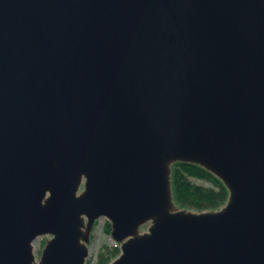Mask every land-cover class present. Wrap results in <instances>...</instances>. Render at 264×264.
<instances>
[{"label":"water","instance_id":"95a60500","mask_svg":"<svg viewBox=\"0 0 264 264\" xmlns=\"http://www.w3.org/2000/svg\"><path fill=\"white\" fill-rule=\"evenodd\" d=\"M101 219L109 264H264V0H0V264H86Z\"/></svg>","mask_w":264,"mask_h":264},{"label":"trees","instance_id":"16d2710c","mask_svg":"<svg viewBox=\"0 0 264 264\" xmlns=\"http://www.w3.org/2000/svg\"><path fill=\"white\" fill-rule=\"evenodd\" d=\"M194 181L203 182L208 187L196 185ZM171 188L175 206L197 213L218 210L226 204L228 199V193L223 184L212 174L193 163H177L172 166ZM105 231L109 236V223L106 224ZM115 251L117 255L118 251ZM99 264H106V262L101 259Z\"/></svg>","mask_w":264,"mask_h":264},{"label":"rangeland","instance_id":"374dc122","mask_svg":"<svg viewBox=\"0 0 264 264\" xmlns=\"http://www.w3.org/2000/svg\"><path fill=\"white\" fill-rule=\"evenodd\" d=\"M194 184L201 185L203 187H208L207 184L203 182L194 181ZM220 209V208H219ZM109 223L104 219L98 220L91 233L90 243L88 246V257L86 259V264H99V261L102 259L106 264L114 261L119 255V245L112 241L110 235L106 234V224ZM145 229H143L144 231ZM50 239L49 236L38 237L33 242V254L36 262L40 259V254L45 246L44 243ZM115 250L118 251V254H115ZM116 255V256H115Z\"/></svg>","mask_w":264,"mask_h":264}]
</instances>
